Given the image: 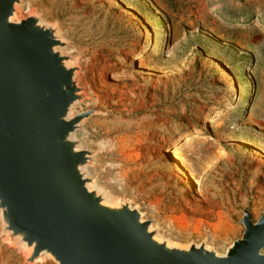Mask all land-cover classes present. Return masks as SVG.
Returning <instances> with one entry per match:
<instances>
[{
	"label": "rangeland",
	"instance_id": "rangeland-1",
	"mask_svg": "<svg viewBox=\"0 0 264 264\" xmlns=\"http://www.w3.org/2000/svg\"><path fill=\"white\" fill-rule=\"evenodd\" d=\"M23 1L19 19L36 11L58 25L65 54L78 59L76 80L90 99L76 113L100 112L83 124L98 184L160 237L225 254L243 234V211L254 223L264 212V0H77L54 11ZM122 78L150 93L143 113L95 102L98 88ZM152 119L161 121L159 143L142 148L145 182L153 179L142 194L125 187L120 140ZM0 259L25 264L1 237Z\"/></svg>",
	"mask_w": 264,
	"mask_h": 264
},
{
	"label": "water",
	"instance_id": "water-1",
	"mask_svg": "<svg viewBox=\"0 0 264 264\" xmlns=\"http://www.w3.org/2000/svg\"><path fill=\"white\" fill-rule=\"evenodd\" d=\"M23 0H0V237L25 264H264V212L223 255L179 245L97 181L95 153L76 113L88 99L58 25Z\"/></svg>",
	"mask_w": 264,
	"mask_h": 264
},
{
	"label": "bare ground",
	"instance_id": "bare-ground-1",
	"mask_svg": "<svg viewBox=\"0 0 264 264\" xmlns=\"http://www.w3.org/2000/svg\"><path fill=\"white\" fill-rule=\"evenodd\" d=\"M40 1H41V6L48 5V7H50V8H48L50 11H54V9L57 7V5L59 3L60 4L62 3L61 1L72 2L73 5H75L77 3L76 2L77 0H40ZM85 1L86 0H81L83 7L86 6ZM147 1H150L151 3L153 2L152 0H147ZM23 3H24V6H26L24 1H23ZM26 3L29 4V0H27ZM87 3H88V1H87ZM201 11H202V9H201ZM200 16H201V14H200ZM100 49L103 50L105 48H100ZM166 69H168L167 66H166ZM153 74H154V72H152V71H149V70L146 71V77L149 80L152 79ZM129 78H131V77H129ZM117 81H118L117 83H112V84H105L106 83L105 82L104 83L105 85L102 84L103 86L100 89L98 88L97 92L93 91L95 102L101 103L104 105L107 102H113L114 100H117V102L113 105V107L118 108V107H121V105H122V107L124 108V112L126 114H141V113H143V111L148 107L147 104L149 102L153 101L151 99L152 97L150 99H148V95L150 93L147 92V89L142 87L138 81L133 80V79L124 80L122 78V80L119 79ZM155 90H156V88H155ZM87 97H88L87 100H89L90 97L89 96H87ZM120 102H122V104H120ZM252 109H253V106L250 108V111H252ZM160 122H161L160 119L159 120L152 119L151 121L143 124L139 129L129 130L127 133V136L122 137L120 140L119 157H121L122 164L125 167H127L126 169H128L125 172V174L123 175L124 184H125V187L133 188L132 191H134V192L140 191L142 194H145L146 188L153 184V179L150 181V183L145 182V180L149 178V173L143 172L144 167H143V165H141V163L143 161L141 152H142V148L144 146H148V147L154 146L155 147V145H157L159 143V140H158L159 131H158V128L155 127V125L157 123H160ZM164 124L165 123H162V125H164ZM241 143H243V142H241ZM208 158H210V155H209V157H207L206 159L203 160V163L204 162L206 163ZM220 158H221V156H220ZM154 177H156V174L154 175ZM136 184L139 187V189L137 187H134V185H136ZM5 259H6V257H5Z\"/></svg>",
	"mask_w": 264,
	"mask_h": 264
}]
</instances>
